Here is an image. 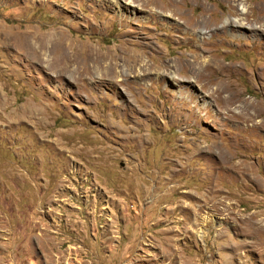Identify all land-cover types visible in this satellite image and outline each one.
<instances>
[{"label":"rangeland","instance_id":"rangeland-1","mask_svg":"<svg viewBox=\"0 0 264 264\" xmlns=\"http://www.w3.org/2000/svg\"><path fill=\"white\" fill-rule=\"evenodd\" d=\"M230 2L0 0V264H264V0Z\"/></svg>","mask_w":264,"mask_h":264},{"label":"bare ground","instance_id":"bare-ground-1","mask_svg":"<svg viewBox=\"0 0 264 264\" xmlns=\"http://www.w3.org/2000/svg\"><path fill=\"white\" fill-rule=\"evenodd\" d=\"M174 1V0H173ZM229 1H231L230 2V5L232 6V8L234 9V11H236V10H238L239 12H240V14L239 15H248V7H247V5L244 3V4H241V6L239 7V8H237V6H238V4L236 3V0H229ZM241 1V0H240ZM142 3V2H141ZM240 4V3H239ZM136 5H137V3H136ZM140 5V4H139ZM166 7V6H165ZM165 9V8H164ZM171 11V10H170ZM175 11V10H174ZM177 13V12H176ZM169 14H172V11L169 13ZM236 14V13H235ZM202 17V16H201ZM248 17L246 18V19H244L243 17L242 18H240V17H236V16H232V18L231 17H228V18H226L225 20H224V22H225V27L227 28V27H229V26H232V25H229V24H231V23H228L230 20L232 21V23L234 22V23H237V24H235V25H233V26H235V27H241V26H239V24L240 25H247L248 24ZM245 20H247V21H245ZM199 22V24H202V21H198ZM197 22V23H198ZM206 23V22H205ZM208 23H206V25H207ZM195 25V24H194ZM205 25V24H204ZM201 26V25H200ZM244 27V26H243ZM31 37V36H30ZM30 37H28V38H30ZM28 43L30 42V43H32V40L30 39V40H28L27 41ZM31 46V45H30ZM26 48V47H25ZM38 51V50H37ZM102 58V57H101ZM133 58V57H132ZM134 59V58H133ZM138 59V58H137ZM136 59V60H137ZM200 59V57H198V58H194L193 60H191L188 64L191 66V70H193L194 68H196L197 70H199V68L200 69H202L203 67H204V61H200L199 60ZM186 60V59H185ZM133 61V60H132ZM138 62V61H137ZM134 63V62H133ZM188 65V66H189ZM134 66L135 65H132L131 67L132 68H134ZM198 66V67H197ZM110 68V67H109ZM147 68V67H146ZM147 69H149V68H147ZM110 70H112V69H110ZM108 71V70H107ZM115 71V70H114ZM109 72V71H108ZM194 72V71H193ZM156 73H158V72H156ZM163 74H167V75H169L170 76V78L172 79V80H174V81H177V72L176 71H172V70H169V68L167 67V68H165V70H163V72H162ZM109 75L111 76V78L114 80V78L116 77V75H117V73H116V71H115V74L113 73H111V71H110V73H109ZM191 76H193V75H191ZM186 77H187V75H186ZM197 79V78H196ZM112 80V81H113ZM118 81V80H117ZM113 82H115V81H113Z\"/></svg>","mask_w":264,"mask_h":264}]
</instances>
